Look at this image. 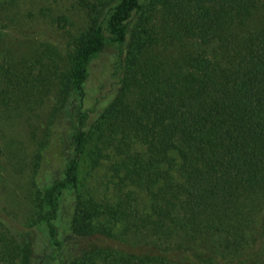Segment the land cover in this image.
Returning a JSON list of instances; mask_svg holds the SVG:
<instances>
[{
    "label": "trees",
    "instance_id": "trees-1",
    "mask_svg": "<svg viewBox=\"0 0 264 264\" xmlns=\"http://www.w3.org/2000/svg\"><path fill=\"white\" fill-rule=\"evenodd\" d=\"M72 1L86 22L71 50L0 57V124L28 122L24 174L37 191L23 229L0 217V264H32L40 225L59 264H264V1L151 0L136 45L141 0ZM108 46L120 91L92 122L85 85ZM52 98L53 114L72 99V151L41 185L52 133L37 121ZM71 192L72 231L105 245L65 263L55 221Z\"/></svg>",
    "mask_w": 264,
    "mask_h": 264
},
{
    "label": "rangeland",
    "instance_id": "rangeland-1",
    "mask_svg": "<svg viewBox=\"0 0 264 264\" xmlns=\"http://www.w3.org/2000/svg\"><path fill=\"white\" fill-rule=\"evenodd\" d=\"M141 2L145 8L136 16L131 28L129 44L133 45H136L135 37L142 26L150 27L156 18L151 0ZM10 7L12 8L11 5ZM10 7L6 6L4 9L0 6V33L4 34L0 40V57L12 61L23 57L31 61L46 42L57 45L63 52H68L86 22L85 13L78 12L72 0H15L11 13L8 9ZM60 15L68 16L70 22H58ZM117 64L118 50L115 46H108L91 63L84 102L85 107L92 112V122L118 96L120 88L117 84ZM50 103L47 110L41 111L42 117L37 121L43 133L48 128L52 133L40 173L36 177L41 185L60 175L72 151L69 140V132L73 126L72 99L55 114V98H52ZM4 122L0 124V217L13 229L21 230L23 222L28 221L30 215L26 210L28 199L33 200L37 196L36 188L24 174L29 161L27 155L32 152L27 130L29 124L24 119ZM75 203V194L66 193L60 215L55 221L59 237L64 241L62 258L65 263L80 258L85 251L105 245L102 237H85L72 231ZM31 231L32 264H59L60 258L53 249L47 227L40 225Z\"/></svg>",
    "mask_w": 264,
    "mask_h": 264
}]
</instances>
